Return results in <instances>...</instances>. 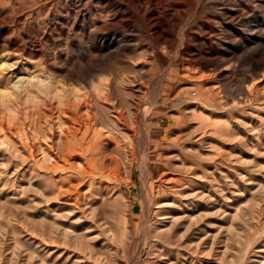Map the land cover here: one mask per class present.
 <instances>
[{
	"label": "rangeland",
	"instance_id": "obj_1",
	"mask_svg": "<svg viewBox=\"0 0 264 264\" xmlns=\"http://www.w3.org/2000/svg\"><path fill=\"white\" fill-rule=\"evenodd\" d=\"M146 10L96 34L97 0H0V264H264V0ZM28 76L101 96L89 175Z\"/></svg>",
	"mask_w": 264,
	"mask_h": 264
},
{
	"label": "bare ground",
	"instance_id": "obj_2",
	"mask_svg": "<svg viewBox=\"0 0 264 264\" xmlns=\"http://www.w3.org/2000/svg\"><path fill=\"white\" fill-rule=\"evenodd\" d=\"M155 1L156 0H97L98 3L104 4V9L106 10L105 16L109 19H112V21L107 27L96 30V34L107 32L111 28L123 27L124 24H130L137 21L136 19L139 15L138 11L140 12L145 10L146 13V6H149V4H153ZM127 6L132 7V9L129 10ZM123 9H125V13L121 11ZM183 17L184 15L180 17L178 24L182 22ZM184 32L185 28L182 29L183 34ZM180 38V43L183 45V37L181 36ZM173 39V37H167L165 41L172 42ZM95 41L96 38H93L92 43H95ZM183 51L184 50H180L178 53L185 54ZM11 84L12 93L14 95L23 94L26 104H31L32 106L38 104L42 99H49L53 100V102L57 101V106L58 104L63 106V109L59 111V118L62 120V124L59 128L60 150L58 151L60 153L59 155L62 156V160L60 161L61 157H59L58 154L57 156L55 154L53 157H51L52 161L56 163L55 166L59 165L60 162H62L66 164V166L68 165V167L70 168L74 167V163H71L70 160L75 157H78L81 160L78 165L80 168L79 172L82 176L93 171L89 168V162L91 161L92 163H94V159L92 158V160H90L87 157L90 156V152L92 150L91 142L97 137L98 133L92 128L93 126L91 125V109L93 107H95L96 109H102L105 106L101 96L96 92L88 95L86 94V92H83V90L79 88H73L71 90L65 89L63 87L58 86L50 77H22ZM5 94H7V92ZM4 96L5 95L2 94L1 97H3L4 99ZM102 140L103 138L101 139V141ZM118 164L119 163H117V166ZM89 169L90 171L88 172ZM110 176H112V174ZM71 186L75 189L78 187V184Z\"/></svg>",
	"mask_w": 264,
	"mask_h": 264
}]
</instances>
